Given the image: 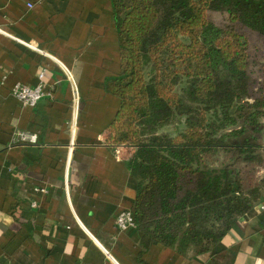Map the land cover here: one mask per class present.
Here are the masks:
<instances>
[{"label": "crops", "instance_id": "obj_1", "mask_svg": "<svg viewBox=\"0 0 264 264\" xmlns=\"http://www.w3.org/2000/svg\"><path fill=\"white\" fill-rule=\"evenodd\" d=\"M55 58L80 91L73 143L72 91ZM121 71L112 0H0V264H264V192L210 252L119 229L137 193L134 148L109 139L120 99L106 84ZM40 73L48 94L25 106L12 88Z\"/></svg>", "mask_w": 264, "mask_h": 264}, {"label": "trees", "instance_id": "obj_2", "mask_svg": "<svg viewBox=\"0 0 264 264\" xmlns=\"http://www.w3.org/2000/svg\"><path fill=\"white\" fill-rule=\"evenodd\" d=\"M112 3L122 71L106 84L120 99L109 139L134 148L135 225L156 243L210 252L264 192L253 175L264 160V94L252 95L236 27L264 36V0Z\"/></svg>", "mask_w": 264, "mask_h": 264}, {"label": "built area", "instance_id": "obj_3", "mask_svg": "<svg viewBox=\"0 0 264 264\" xmlns=\"http://www.w3.org/2000/svg\"><path fill=\"white\" fill-rule=\"evenodd\" d=\"M29 7H32V3H28ZM25 45H27L30 48L36 49L39 52H42L44 54L49 55L48 53H45L42 49H40L37 45L33 44L31 41H23ZM55 61L59 65L60 69L62 70L65 79L69 82L71 91H72V120H71V127H72V143L74 142V134H75V121L78 117L79 108H80V91L78 87V83L76 81L75 75L73 73V70L63 63L62 61L55 58ZM44 73H40L39 78L41 79V82L36 86H30L22 83L16 84L12 88V95L16 97L23 105L34 107L36 106L47 94V86L43 82ZM19 138L23 142L28 143H36L37 142V134L35 133H27V132H21L19 133ZM117 155H120L121 150L120 146L116 148ZM40 191L45 192L46 189H40ZM67 194L69 195V192L67 190ZM32 206L35 207L37 203L33 201ZM117 225L120 230H127L131 227L135 226V218L134 213L131 210H123L119 213L117 216ZM109 257L113 259V257L108 253V251L105 249ZM115 261V259H113Z\"/></svg>", "mask_w": 264, "mask_h": 264}, {"label": "rangeland", "instance_id": "obj_4", "mask_svg": "<svg viewBox=\"0 0 264 264\" xmlns=\"http://www.w3.org/2000/svg\"><path fill=\"white\" fill-rule=\"evenodd\" d=\"M210 18L217 24H225L228 22V15L226 13L211 12ZM236 27L248 40V53L251 60L250 70L254 79L251 91L252 95L258 96L260 93L264 94V36L242 24H237ZM182 127L183 126H168L162 131L175 135ZM255 169L256 171L253 175H255L256 178L258 177V179L263 177L264 160L262 162H257ZM255 177L253 179H255Z\"/></svg>", "mask_w": 264, "mask_h": 264}]
</instances>
